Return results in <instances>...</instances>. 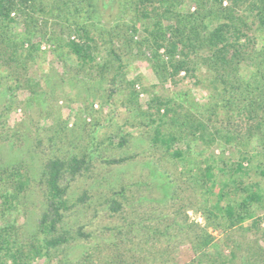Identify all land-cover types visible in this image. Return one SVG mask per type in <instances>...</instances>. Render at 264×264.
Here are the masks:
<instances>
[{
    "label": "rangeland",
    "instance_id": "1",
    "mask_svg": "<svg viewBox=\"0 0 264 264\" xmlns=\"http://www.w3.org/2000/svg\"><path fill=\"white\" fill-rule=\"evenodd\" d=\"M139 1L37 0L33 21L14 16L8 25L24 49L38 47L12 63L0 58V168L19 169L26 181L12 207L1 206L0 198V227L13 223L20 240L37 243L44 236L38 222L49 206L46 162L74 155L86 160L67 181L54 231L67 240L32 264H207L206 255L196 251L198 234L205 232L213 236L202 248L207 256H216V249L224 256L232 251V264H243L250 247L264 249L263 208L254 206L253 217L238 225L221 221L213 229L218 214L210 218L211 201L201 187L208 164L217 173L241 162L244 173L236 175L259 180L255 171L264 166V143L248 128L247 112L257 90H232L200 61L194 65L179 53L175 74H156L150 64L154 45L143 40L150 20L143 18ZM198 1L183 0L175 9L193 13ZM150 2L145 1L149 9L159 5ZM205 3L204 11L213 10L205 19L210 30L226 20L229 2ZM233 10L248 26L240 41L248 56L236 75L244 84L257 78L263 88L264 16L248 1ZM83 27L97 46L94 61L84 65L66 46L68 39L83 38ZM154 97L166 106H150ZM161 113L168 128L175 122L185 130V115L205 125L204 133L178 140L180 158L154 140Z\"/></svg>",
    "mask_w": 264,
    "mask_h": 264
},
{
    "label": "trees",
    "instance_id": "2",
    "mask_svg": "<svg viewBox=\"0 0 264 264\" xmlns=\"http://www.w3.org/2000/svg\"><path fill=\"white\" fill-rule=\"evenodd\" d=\"M36 1L0 0V58L5 64L18 61V56L23 53L22 51L28 56H32L37 50L38 46L34 44H29V47L24 49V40L18 44L12 38L8 28V25L14 21V16H22L27 22L33 21L34 17L31 11L34 9ZM145 1L150 2L151 0L139 1L142 5L141 14L143 18L150 20V24L146 27L148 36L143 40L150 42L151 39L154 45V53L150 61L153 71L159 76L169 77L175 74L177 70L174 57L179 53L190 58L194 65L199 64L200 61V64L212 70L215 79L229 85L232 90L238 89L240 85L254 87L259 97L249 101L248 128L256 132L264 143V87H261V81L257 78L244 84L236 75L238 66L248 56L240 42L241 36L245 35L242 28L248 26L240 16L233 12V6L248 1L249 5H253L260 17L263 18L264 0H228L229 5L225 8L229 14L226 15V20L217 23L210 30L207 29L205 19L212 14L213 10L210 7L206 9L207 11L203 10L206 8V0H199L197 2L199 9L188 14L175 9V6L183 0H158L159 5L152 3L150 9L145 5ZM214 2L220 6L223 0H214ZM166 19L170 20V23L164 24ZM66 46L68 51L83 65L91 64L94 61V51L97 46L84 27L83 38L68 39ZM161 48L163 53H159ZM178 48L181 49L178 50ZM110 53L118 59L113 49H110ZM150 102V106H156L157 111L166 106L165 101L157 97L152 98ZM157 120L154 127V140L164 145L174 157L183 156V150L175 146L181 137L194 135L195 131L204 133L205 125L192 115H185L182 121L186 123V131L176 125L174 127L175 122L170 123L171 128H168L162 113ZM85 163L84 156L75 155L67 159L58 156L48 159L45 164L44 184L47 189L46 197L49 206L42 212L38 222L44 236L37 243H25L20 240L13 223L3 225L0 227V264H32L35 257L49 258V249H53L67 240L66 234L54 231L61 220L60 209L65 204L64 194L67 181L85 167ZM256 172L259 180L249 182L236 175L244 173L241 162H237L231 167H220L217 173L213 172V166L210 164L204 167L205 177L201 187L211 201L207 211L212 215L210 218L218 214L217 217L214 216L216 219L211 222L213 229L219 227L221 221H225L228 227H232L252 218L254 206L264 209V186L260 185V181L264 180V166ZM0 175L1 206L9 208L13 206L14 200L17 198L16 192L25 187L26 181L20 177L19 169L9 170L2 167ZM6 182L10 185H5ZM4 208H1L2 213H4ZM252 224L257 227L258 219H252ZM212 238L213 236L207 232L198 234L196 251L202 252L204 257L206 255L207 264H232L236 256L232 251L229 256H224L217 251L215 244H213V248L216 249V256L208 257L203 251V246L212 242ZM248 249L250 250H248L247 256H244L243 264H264V249L258 246Z\"/></svg>",
    "mask_w": 264,
    "mask_h": 264
}]
</instances>
